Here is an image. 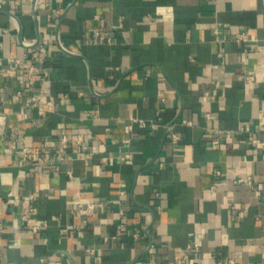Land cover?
Instances as JSON below:
<instances>
[{
    "label": "crops",
    "instance_id": "crops-1",
    "mask_svg": "<svg viewBox=\"0 0 264 264\" xmlns=\"http://www.w3.org/2000/svg\"><path fill=\"white\" fill-rule=\"evenodd\" d=\"M0 88V264H264V0H0Z\"/></svg>",
    "mask_w": 264,
    "mask_h": 264
},
{
    "label": "built area",
    "instance_id": "built-area-1",
    "mask_svg": "<svg viewBox=\"0 0 264 264\" xmlns=\"http://www.w3.org/2000/svg\"><path fill=\"white\" fill-rule=\"evenodd\" d=\"M55 13H56L55 11H51L50 13H48V17H47L48 21L51 20L52 15ZM214 32L217 33V30L214 29ZM92 34H93L94 39L105 42V43H110L112 40V37L109 32L105 30H101L97 27H94L92 29ZM232 39L238 43H243V42L249 41L250 39H252V37H250L246 31L240 30V31L235 32L232 35ZM84 41L85 42L88 41V38H85ZM46 58H47V46L45 42H39L34 49L25 51L20 56L8 57L7 61L23 69L25 73L26 86L28 88H31L37 84L38 79L41 77L43 73V64L46 61ZM245 78L247 80H250L252 78V75H246ZM0 90H2V88H0ZM15 93L17 95L22 94L20 89L16 90ZM158 93L160 95L162 94L161 91H158ZM30 101H31V105L35 107L39 113H43L44 111L52 109L51 105L47 106L46 108H42L39 104L38 95H31ZM134 121L139 122L141 125H149V124L153 125L152 122L147 124V122L144 119H139L137 117H129V122L125 125L126 132L130 131L131 124ZM184 122L188 123L189 121L184 120ZM241 129L244 131H247L248 127L247 125H244L243 127H241ZM178 138H179V135H177V133L171 134V139L173 142H176ZM123 141L128 142L129 137H125ZM251 141L255 145L256 148H264V139L253 137ZM55 143H56V152L52 159L56 161H62L70 157L69 154L67 153V148L70 145L82 150L83 153L85 152L86 155L84 157H87V158L93 157V152L90 151L88 148L86 135H84L81 132L74 133L73 135L62 133L61 135L56 137ZM21 149H22V158L24 159V161H42V160L48 161L49 160L47 155H42L40 153V149L38 147L29 148L25 144H22ZM129 156H130V153H124V157L129 158ZM106 159L107 157L101 156V160H106ZM67 174L71 175L70 169L67 170ZM31 196L32 195H29V197ZM93 208H94V202L89 201L80 208V212L84 214H90L92 213ZM28 215H29V207L26 206L20 213V219L26 222ZM22 227L25 228L26 225L23 224ZM36 227L39 228L40 225H36ZM138 236H139V231L135 230L132 233V238L137 239ZM89 250L91 251L92 249H89ZM8 264H13V263L8 262ZM149 264H161V263L158 261H150ZM168 264H172V262H169Z\"/></svg>",
    "mask_w": 264,
    "mask_h": 264
}]
</instances>
